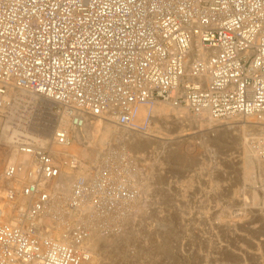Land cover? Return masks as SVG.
<instances>
[{"label":"built area","instance_id":"built-area-1","mask_svg":"<svg viewBox=\"0 0 264 264\" xmlns=\"http://www.w3.org/2000/svg\"><path fill=\"white\" fill-rule=\"evenodd\" d=\"M158 102L264 123V0H0V264H85L93 235L133 218L139 155L107 148L82 167L52 146L97 119L146 134Z\"/></svg>","mask_w":264,"mask_h":264},{"label":"rangeland","instance_id":"rangeland-1","mask_svg":"<svg viewBox=\"0 0 264 264\" xmlns=\"http://www.w3.org/2000/svg\"><path fill=\"white\" fill-rule=\"evenodd\" d=\"M246 119L210 122L187 115L182 119L185 136L179 142L142 141L143 150L133 143L140 142L134 140L137 134L119 128L117 139L109 141L101 154L107 148L127 146L140 156L145 199L121 230L98 235L100 243L92 244L96 260L91 264H264V159L255 148V142H264V133L248 127L244 138L242 128L234 126L246 124ZM163 127L154 129L178 132ZM6 151L0 141L1 167ZM252 189L257 190L258 206L252 204Z\"/></svg>","mask_w":264,"mask_h":264},{"label":"bare ground","instance_id":"bare-ground-1","mask_svg":"<svg viewBox=\"0 0 264 264\" xmlns=\"http://www.w3.org/2000/svg\"><path fill=\"white\" fill-rule=\"evenodd\" d=\"M149 110V107L148 106H143L141 108V112H140V116L139 118L137 119L136 123L138 124H142L145 120V117H146V114ZM153 118L151 120V125H150V129L149 131L146 133L145 136H143V133H140L136 130H127V132L130 134V135H134L137 134L136 136L138 138H134V140H137L139 139V142L138 141H133V143L135 144V146H137V148L140 150H143L145 149V145L146 144H143V143H156V142H159L161 139H169V143H176V142H179L181 137L185 136V129L186 127L183 126V118L187 117V115H190L189 111H187L186 108H182V107H174L170 104H167L165 102H158L156 103L154 106H153ZM203 118H206V120H210V122L214 121L212 118L210 117H202ZM252 117H249L247 118L246 120H244L246 122V124H240V125H236L234 127H241L242 128V132H243V135H244V138L246 137L247 133H246V129L248 127H252V128H257L260 130V132L262 131L264 133V123H261L263 125H258L257 123L255 124L256 122V119L252 118ZM199 120V119H198ZM255 120V121H254ZM218 121V120H217ZM171 123V125L173 126H169L170 124L168 123ZM185 122V121H184ZM192 122V121H191ZM229 122V121H228ZM48 122H46L47 124ZM201 123V122H200ZM209 123V122H208ZM234 123V122H233ZM239 123V122H237ZM252 123V124H251ZM185 124V123H184ZM189 124V123H188ZM211 124V123H210ZM209 124V125H210ZM60 125H64V126H67L68 124H65V123H62ZM192 125V123H191ZM161 127V126H164L166 129H168V131L170 132L172 129H170V127H173L174 129H178V132L175 133H172V134H168V133H165L163 130H161L162 128H159L157 130L154 129V127ZM200 126V125H199ZM163 127V128H164ZM211 127V125H210ZM228 127V126H227ZM229 128V127H228ZM119 127L112 121H109V120H104V119H97L95 120L93 123H91L89 126H87L86 129H84L83 131L79 132V131H75V138H74V141L72 142V144L70 146H64V145H61V144H57V143H53V146H52V151L56 154H61V156L65 153H71L72 155L76 156L77 158H80L79 161H80V164L82 167H88L89 165H87V163L85 162V160H89L88 164H97L99 161V157L101 155V152L102 150L105 148V146L108 144L109 141L111 140H114V139H117V135H118V132H119ZM122 131V130H121ZM163 131V132H162ZM15 132V131H14ZM158 134H157V133ZM254 132V131H253ZM124 133V132H123ZM128 134V135H129ZM191 134V133H189ZM262 134V133H261ZM44 135H48V134H44ZM157 135H159L160 139L157 138ZM16 136L15 133H12V136L9 135H6L4 138L6 140H10V139H13L14 137ZM141 136V138H140ZM248 136V135H247ZM128 137V136H127ZM256 137V136H255ZM47 138V137H46ZM126 138V137H125ZM131 138V137H129ZM126 140V139H125ZM128 140V139H127ZM259 140V139H258ZM143 141V143H142ZM164 141V140H163ZM245 141L247 142L248 139ZM125 142V141H124ZM123 142V143H124ZM162 142V141H160ZM168 142V141H167ZM166 142V144H167ZM245 142V143H246ZM132 141L130 142V145L133 144ZM165 143V142H164ZM254 143V142H253ZM128 145V144H127ZM128 146V147H129ZM244 146V145H243ZM127 147V146H126ZM132 147V146H131ZM251 147V146H250ZM254 147V146H253ZM134 148V147H133ZM137 149V150H138ZM245 151H243L244 153L246 152V149H247V146L244 147ZM243 149V150H244ZM253 149V148H252ZM134 150V149H133ZM256 151V150H255ZM254 151H252L253 153ZM247 153V152H246ZM251 153V154H252ZM250 154V153H249ZM250 154V155H251ZM10 155V154H9ZM144 156V155H143ZM247 156V155H246ZM249 156V155H248ZM247 156V157H248ZM256 156V155H254ZM8 157V156H7ZM257 160H260L261 158L257 155ZM256 157H254L256 159ZM177 158V157H176ZM147 159V158H146ZM246 159V158H245ZM84 160V161H83ZM244 160V159H243ZM256 161V160H255ZM247 162H249L247 160ZM8 163V158L5 160V163L3 164V166L1 167V164H0V176L2 174V171L3 169L5 168V166L7 165ZM246 163V162H245ZM260 164V161L258 162ZM249 164V163H248ZM262 164V163H261ZM244 164H242V167H245L243 166ZM264 165V162L263 164ZM61 166H62V163H61ZM252 166V165H251ZM260 167V166H259ZM262 168V167H261ZM83 169V168H82ZM80 169V171H78V173L80 172H83V170ZM244 169V168H243ZM246 169V168H245ZM66 170L68 171V167L66 166H63V172H66ZM251 170V169H250ZM263 170V169H262ZM245 171V170H244ZM253 171L249 172L252 173ZM149 174V173H148ZM248 174V173H247ZM246 174V175H247ZM248 174V175H249ZM64 178L62 180V186L64 187L65 184H66V181H68V178L66 176V174H64ZM243 175V174H242ZM254 175V174H253ZM250 176V175H249ZM250 182V180H249ZM246 185V184H245ZM254 185V184H253ZM148 186V185H147ZM162 190V189H161ZM63 191L64 192H68V188L64 187L63 188ZM251 191V190H250ZM221 194V193H220ZM253 194V195H252ZM251 195L253 196L252 198V204L253 205H257L259 204L258 200L259 198H256L257 196V190H253L252 189V192H251ZM4 196V193L2 192V190H0V205L2 204V197ZM192 198V197H191ZM257 200V201H256ZM249 204V203H248ZM251 204V203H250ZM139 206V205H138ZM137 206V207H138ZM142 206V205H141ZM144 206V205H143ZM144 210V209H143ZM241 210V209H240ZM159 211V210H158ZM154 213V212H153ZM223 214V213H222ZM158 215V213H157ZM148 216V214H147ZM211 216V215H210ZM155 217V215L153 216ZM161 217H162V214H161ZM194 217V216H193ZM163 218V217H162ZM157 219V218H156ZM159 221V220H158ZM166 221V220H165ZM49 224H52L53 225V233L56 235V236H59L60 233H61V230H62V227L60 223H54L51 221V220H48L47 221ZM130 227V226H129ZM166 227V226H165ZM160 228V227H159ZM161 229V228H160ZM170 229V228H169ZM230 229V228H229ZM155 235V234H154ZM103 236V237H106L105 235H100V237ZM130 236V235H129ZM126 237V236H125ZM159 237V236H158ZM169 237V236H168ZM98 237H96L95 235L92 236V244L95 245L96 247L98 246L97 243L99 244L100 242H98ZM167 238V237H166ZM111 239V238H110ZM109 239V240H110ZM145 239V238H144ZM163 239V238H162ZM109 240H107V242H109ZM103 241V240H102ZM129 241V240H128ZM168 241V239H167ZM124 242V241H123ZM122 242V243H123ZM142 243V242H141ZM168 243V242H167ZM130 244V243H129ZM152 244V243H151ZM169 244V243H168ZM106 245V244H105ZM137 245V244H136ZM140 245V244H139ZM151 246V245H150ZM170 246V245H168ZM106 247V246H105ZM105 247H104V250H105ZM109 247V246H108ZM137 247V246H136ZM94 248V247H93ZM130 249V248H129ZM96 250V249H95ZM120 250V249H119ZM122 250V249H121ZM106 251V250H105ZM160 254V253H159ZM113 255H117L116 253L113 254ZM134 255V254H133ZM145 257V256H144ZM149 257V256H148ZM151 257V256H150ZM159 257V256H158ZM238 257V256H237ZM112 258V257H111ZM118 258V256H117ZM122 258V257H121ZM120 258V259H121ZM102 259V258H101ZM100 259V260H101ZM113 259V258H112ZM116 259V258H115ZM143 259V258H142ZM149 259V258H148ZM94 260H96V252L93 251V258L91 261L85 263V264H91ZM105 260V259H104ZM103 260V261H104ZM118 260V259H117ZM125 260V259H124ZM152 260V259H151ZM120 261V260H119ZM101 262V261H100ZM107 262V261H106ZM132 262V261H130ZM115 263V262H113ZM112 263V264H113ZM123 262H121L120 264H122ZM140 263V262H139ZM100 264V263H99ZM119 264V263H118ZM129 264V263H128ZM239 264V263H238Z\"/></svg>","mask_w":264,"mask_h":264}]
</instances>
